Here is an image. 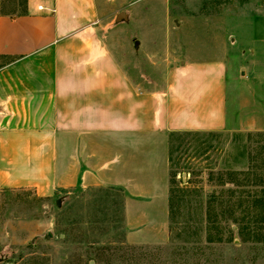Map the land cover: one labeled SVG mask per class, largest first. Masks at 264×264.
<instances>
[{"label":"rangeland","instance_id":"374dc122","mask_svg":"<svg viewBox=\"0 0 264 264\" xmlns=\"http://www.w3.org/2000/svg\"><path fill=\"white\" fill-rule=\"evenodd\" d=\"M104 16L115 45L159 75L171 56L226 51V128L171 135L162 240L131 241L125 195L106 184L0 185V264H264V0H106Z\"/></svg>","mask_w":264,"mask_h":264},{"label":"crops","instance_id":"0c3cea01","mask_svg":"<svg viewBox=\"0 0 264 264\" xmlns=\"http://www.w3.org/2000/svg\"><path fill=\"white\" fill-rule=\"evenodd\" d=\"M105 11L25 0L0 12V185L106 184L125 195L129 239L154 242L167 237L171 135L226 128L228 54L183 52L159 75L115 45Z\"/></svg>","mask_w":264,"mask_h":264}]
</instances>
